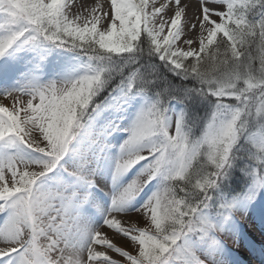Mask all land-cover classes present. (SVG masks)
Returning <instances> with one entry per match:
<instances>
[{
  "label": "snow or ice",
  "instance_id": "6c2138e0",
  "mask_svg": "<svg viewBox=\"0 0 264 264\" xmlns=\"http://www.w3.org/2000/svg\"><path fill=\"white\" fill-rule=\"evenodd\" d=\"M175 2L157 26L163 9L149 11V0H110L101 30L100 15L73 12L72 0H0V59L49 44L96 65L62 83L0 92L13 100L11 110L0 105V264H221V225L235 207L224 181L242 161L248 198L264 189V0H199L193 18ZM136 96L145 106L108 158L111 125L97 131L95 122ZM194 96L209 110L191 126L181 113L173 126L168 103ZM102 160L112 168L110 206L94 205L102 223L93 225L82 213ZM58 169L69 182L52 176ZM158 178V190L129 211Z\"/></svg>",
  "mask_w": 264,
  "mask_h": 264
},
{
  "label": "rangeland",
  "instance_id": "374dc122",
  "mask_svg": "<svg viewBox=\"0 0 264 264\" xmlns=\"http://www.w3.org/2000/svg\"><path fill=\"white\" fill-rule=\"evenodd\" d=\"M72 3L73 12L77 14L88 13V11L84 10V8H78L80 5L77 4V1L74 0ZM93 6L90 10L92 14L95 9ZM106 12L109 13V11ZM96 14L101 16L98 27L103 30L106 26L107 18L101 11L97 10ZM91 16L88 18H91ZM166 33L167 27L165 28L164 34ZM183 47L187 49L188 45H183ZM192 47H198V43L193 44ZM47 62H49V64H46ZM90 65L92 67L96 66L95 62L89 61L88 57L80 53L78 50L68 51L64 48H57L49 44L24 45L18 51H13L9 56L0 59V74L2 75L1 77H3L2 82L0 83V90L8 91L18 89L28 84L30 81L38 83L39 85H45L50 82L62 83L66 80L78 78L79 76L86 74ZM20 99L24 104H26L30 97L25 95L21 96ZM33 103H38V101H33ZM3 106L8 107L11 110L13 106L12 98H10L9 101H4ZM144 106L145 97L136 96L131 98L120 110L109 109L105 111L95 122L97 131L111 125L110 127H107V132L104 137V142L109 145L105 153L108 158H115L119 154V146L128 137V132L125 129L130 126L136 113ZM189 108L191 109L188 110ZM197 108L199 109V113L203 114V116L205 115V112L209 110L207 102L202 101L199 97L195 96L191 101L184 104L180 103L178 100L170 101L168 103V115L171 123L174 126L177 117L181 113H185V115H187V117L191 120V122L188 120L187 124L191 126L193 121L196 120L194 114L192 113H195V109ZM194 131L195 135L199 136V129H195ZM33 135H39V133L36 132L33 133ZM40 146L43 147L44 144L41 143ZM4 154L3 146H0V155ZM30 155L34 156L35 154ZM64 163L67 167H71L73 162L71 158L66 157ZM242 166L243 162L238 161L237 167L229 174L228 179L224 181L226 185L232 184V180L234 179L236 173L237 175L241 173L239 168ZM139 167L140 166L137 165L130 170L124 177L121 178L120 183L126 184L130 181L138 171ZM111 171V165L102 160L100 170L96 177L97 180L98 177H101L98 184L101 183V185L106 184V186H109V183L111 184ZM52 176L63 179L65 182L70 181L67 174L59 169L56 173H53ZM45 184L47 187L51 188L55 185V181L47 180L45 181ZM159 185V178L157 180H153L144 189L141 195L129 205L130 211L140 207V205L143 204L148 197L158 190ZM250 191L251 190L248 185L240 189V193H236L237 196L227 197L232 203H234L235 207L231 213V219L221 225L223 231L219 235V241L222 244V250L220 254L217 255V260L220 261L221 264H235L238 262V256H242L243 254L247 255L251 252V250H253L251 245L253 244L254 246V239L264 237V189H260L258 194L254 195V199L248 198L247 193ZM94 224L99 225L100 223ZM117 238L125 240L123 237ZM114 241H116L114 243H117L118 246L122 245V243L118 242V240L114 239ZM40 243L46 244L47 241L41 239ZM228 246L234 249V251H230ZM95 247L98 251L104 250L100 245H96ZM125 250L130 249L128 248ZM108 254L114 259H119L123 262V258L118 257L117 254L111 253L110 251ZM245 259H247L250 264L249 260L254 259V257H252V259L246 257Z\"/></svg>",
  "mask_w": 264,
  "mask_h": 264
},
{
  "label": "bare ground",
  "instance_id": "6f19581e",
  "mask_svg": "<svg viewBox=\"0 0 264 264\" xmlns=\"http://www.w3.org/2000/svg\"><path fill=\"white\" fill-rule=\"evenodd\" d=\"M77 1V4L80 5L78 8H84V10L88 11V13H83L81 14L82 16H91L92 12H90L91 7L93 6L95 9V11H101L102 13L109 11L110 13V0H75ZM72 2H74V0H72ZM73 4V3H72ZM185 4H188L189 6L185 9V15L187 18H193L196 14H197V10L199 8V0H180V7H183ZM155 8H162L163 11L156 17V22L157 24H159L161 19L164 20H168L170 21L171 17L174 15V11L177 8L176 2L175 0H149V11H153ZM197 9V10H196ZM93 10V11H94ZM101 17V16H100ZM184 37L182 36V39ZM0 92H3L2 90H0ZM10 98H5L3 96H0V105L3 106V102L4 101H9ZM22 115V113H21ZM101 177H98V181L100 180ZM98 186H102L101 183L98 184ZM92 191H95V189H93ZM112 191V186L109 183V188H107V191L104 192V194H106V198H104L101 202L97 201L96 197L93 196L91 200L92 204L90 209H88V211H86L83 214V217L85 219H87L90 223L94 224L95 223H102V217L96 212L94 205H100V207L103 208H108L110 206L109 202H110V198L109 195ZM128 210L130 211L129 207ZM137 214H132L133 218L136 216ZM95 225V224H94ZM107 231L110 235V237L112 236V232L111 230L109 231L108 229H102V232ZM116 240H118V242L124 244L125 249H128L127 244L125 243V240L123 239H119V238H114ZM113 242H116L114 241ZM261 239V240H259ZM254 246L253 244L251 245V248L253 247V252H255L256 257L259 258V253L262 252L261 248H259L257 246L258 243H263L264 242V237H258L257 239H254ZM259 245V244H258ZM7 247V245L0 243V248H4ZM246 257H248L247 255L243 254L242 256H238V262L240 263L242 260H247L245 259ZM86 258V256H85ZM250 264H258L254 261H250Z\"/></svg>",
  "mask_w": 264,
  "mask_h": 264
},
{
  "label": "trees",
  "instance_id": "16d2710c",
  "mask_svg": "<svg viewBox=\"0 0 264 264\" xmlns=\"http://www.w3.org/2000/svg\"><path fill=\"white\" fill-rule=\"evenodd\" d=\"M171 78V77H170ZM188 102V101H187ZM189 107V106H188ZM191 108H189L188 110H190ZM194 114L195 118H200L203 116V114L199 113V109H195V113ZM185 119H186V123L191 122V120L187 117V115H185ZM188 118V119H187ZM236 173V172H235ZM249 185V180L243 175V174H238L236 173V175L234 176V179L232 180V184L231 185H226L225 183L222 185L221 191L227 196V197H235L237 196L236 193H240V189L246 187Z\"/></svg>",
  "mask_w": 264,
  "mask_h": 264
}]
</instances>
